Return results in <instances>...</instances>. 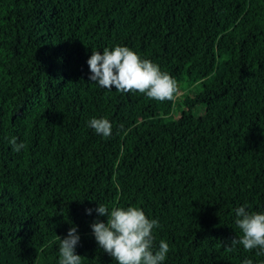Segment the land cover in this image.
<instances>
[{"label": "trees", "instance_id": "trees-1", "mask_svg": "<svg viewBox=\"0 0 264 264\" xmlns=\"http://www.w3.org/2000/svg\"><path fill=\"white\" fill-rule=\"evenodd\" d=\"M117 44L200 86L176 118L174 101L89 80L92 51ZM245 202L264 210V0H0V264H57L73 225L82 264H117L97 203L157 220L165 264H264L232 244Z\"/></svg>", "mask_w": 264, "mask_h": 264}, {"label": "clouds", "instance_id": "clouds-1", "mask_svg": "<svg viewBox=\"0 0 264 264\" xmlns=\"http://www.w3.org/2000/svg\"><path fill=\"white\" fill-rule=\"evenodd\" d=\"M89 80L100 88L120 93L139 92L148 98L175 101L179 86L177 80L163 71L159 64L142 57L126 45L105 47L92 51L87 60ZM87 127L95 134L108 138L112 133V122L106 117H92ZM8 143L14 152L24 149L23 141L12 137ZM245 202L234 209L235 224L242 235L232 240L233 245H241L244 250H256L264 255V210L249 211ZM106 216V220L96 219L90 224L92 235L98 247L110 255L117 264H165L170 245L161 239L155 243L154 229L158 221L146 215L141 207L115 206L97 203V207L86 209L88 215ZM59 238L57 264H82L76 247L80 242L78 226L73 225L63 238ZM242 264H254L246 258Z\"/></svg>", "mask_w": 264, "mask_h": 264}, {"label": "rangeland", "instance_id": "rangeland-1", "mask_svg": "<svg viewBox=\"0 0 264 264\" xmlns=\"http://www.w3.org/2000/svg\"><path fill=\"white\" fill-rule=\"evenodd\" d=\"M178 86H179V92L174 101V110L172 111L171 119L176 118L184 108L183 104L185 99L187 98L186 96H193L194 93L197 92L200 87L197 84H187L185 80L180 81L178 83ZM202 110H203L202 106H196L191 110V112L194 115H199L202 113Z\"/></svg>", "mask_w": 264, "mask_h": 264}]
</instances>
